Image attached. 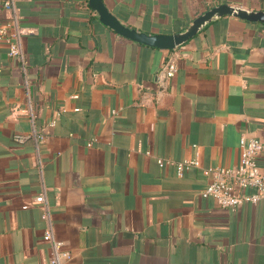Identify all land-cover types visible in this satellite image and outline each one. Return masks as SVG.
Wrapping results in <instances>:
<instances>
[{
  "label": "crops",
  "instance_id": "crops-1",
  "mask_svg": "<svg viewBox=\"0 0 264 264\" xmlns=\"http://www.w3.org/2000/svg\"><path fill=\"white\" fill-rule=\"evenodd\" d=\"M4 1L0 26L12 14ZM103 1L148 33L182 31L221 3L264 10V0ZM14 3L32 31L22 59L0 40V264H49L42 191L66 264H264V199L230 209L202 195L209 167L239 164L241 137L264 143V23L213 20L177 47L162 87L167 50L117 34L88 0ZM187 158L199 165L178 175ZM258 163L264 171V148Z\"/></svg>",
  "mask_w": 264,
  "mask_h": 264
},
{
  "label": "built area",
  "instance_id": "built-area-1",
  "mask_svg": "<svg viewBox=\"0 0 264 264\" xmlns=\"http://www.w3.org/2000/svg\"><path fill=\"white\" fill-rule=\"evenodd\" d=\"M4 5L12 14L8 21L0 26V40L7 44L9 55L23 58L22 43L26 34L32 30L22 26L18 21L14 0H5ZM177 48L167 50L164 61L158 71L157 81L162 87L178 70V63L182 53ZM63 110L62 108L59 112ZM58 112V113H59ZM55 122L52 120L51 124ZM41 136V135H40ZM91 144V143H89ZM240 160L234 167L214 166L206 170L212 176V180L203 189L204 197H213L222 207L234 209L244 203H257L264 199V171L258 163V157L264 148V143L257 137H241ZM163 164V160H158ZM199 165L197 158H187L176 163L178 175H182L187 169ZM248 189H253L248 192ZM42 209V218L46 225L43 231V241L51 247L49 264H66L72 257L71 252L65 246V241L59 238L54 230L51 206L46 200L44 191L35 198Z\"/></svg>",
  "mask_w": 264,
  "mask_h": 264
},
{
  "label": "water",
  "instance_id": "water-1",
  "mask_svg": "<svg viewBox=\"0 0 264 264\" xmlns=\"http://www.w3.org/2000/svg\"><path fill=\"white\" fill-rule=\"evenodd\" d=\"M88 3L91 9L96 12L99 21L117 34L145 45L166 50L182 46L195 37L213 20L226 15L264 23V10H253L231 5L229 3H221L197 15L182 31L174 33H148L125 25L111 10H109L103 0H88Z\"/></svg>",
  "mask_w": 264,
  "mask_h": 264
}]
</instances>
